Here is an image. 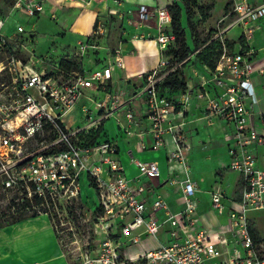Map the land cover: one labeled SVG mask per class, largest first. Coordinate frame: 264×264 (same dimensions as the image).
Here are the masks:
<instances>
[{"label": "built area", "instance_id": "2783aa9c", "mask_svg": "<svg viewBox=\"0 0 264 264\" xmlns=\"http://www.w3.org/2000/svg\"><path fill=\"white\" fill-rule=\"evenodd\" d=\"M45 3L46 0L0 2V53L18 41V34L33 31L17 22L11 35L3 33L7 17L2 14L3 7L7 6L9 15L29 20L44 13ZM231 13L229 24L218 28L208 41L218 43L219 54L213 67L192 65L193 76L198 78L195 88L187 86L175 101L161 96L157 90L161 79L158 71L168 63L163 58L147 75L142 93L148 125L135 131L139 137L152 135L154 149L164 145L165 135H170L174 149L169 154L177 158L188 150L183 126L187 122L184 114L191 104L200 108L202 117L209 122L218 118L231 126V132L225 134L230 158L227 168L240 175L237 193L231 199L219 187L205 191L212 211L227 218L221 231L202 226L195 195L203 191L190 175L184 173L177 181L172 180L177 182L182 199V208L174 211L158 196L147 197L141 182L143 178L159 176L157 163L132 158L138 174L128 177L114 142L102 132L97 133L101 120L110 116L109 108L86 96L83 89L104 87L113 65H122L119 57L99 70L55 74L34 70L14 56L6 65L0 60V75L5 68L16 73L12 89L0 90V188L5 200L10 195V202H21L18 208L49 218V210L77 198L82 175H87L98 199L97 221L113 225V237L108 233L94 248L86 245L76 264H264V238H255L248 222L249 212L264 210V151L257 156L253 150L264 149V108L247 106L252 78L264 75V64L252 58L246 41L230 45L227 38L231 27L241 28L246 37L264 18V3L251 5L249 0H233ZM137 16L141 22L154 20L156 31L152 36L162 54L174 41L167 6H159L156 0H139ZM105 32L104 23L99 21L92 36ZM21 70L27 73L23 75ZM88 102L97 104L104 113L98 111L94 118ZM76 110L83 114V126L75 125ZM177 117L182 120L173 122ZM125 118L127 123H135L131 111ZM123 128L127 134L133 133L129 125ZM147 147L143 140L137 144L140 150ZM165 224L167 243L159 242L135 258L126 255L123 248L127 244L138 243L143 236L158 239Z\"/></svg>", "mask_w": 264, "mask_h": 264}, {"label": "crops", "instance_id": "0c3cea01", "mask_svg": "<svg viewBox=\"0 0 264 264\" xmlns=\"http://www.w3.org/2000/svg\"><path fill=\"white\" fill-rule=\"evenodd\" d=\"M174 1L181 2V0H156V3L159 6H167ZM249 3L256 5L264 3V0H249ZM108 6H111L110 0H46L43 15L50 14V18L56 19L60 26L58 27L59 32L52 34L45 55L53 57L56 55L60 56L63 53L67 54V52L71 53L76 47L87 43L89 36L93 33L94 27L99 21L105 22L108 15L117 18L122 23V31L119 35L120 41L113 42L106 37L107 29L105 28L106 32L101 38L93 36L96 42L94 47L98 50L96 51L98 53L89 56L83 55L84 58L80 57L79 63L75 66L73 63L63 64V67L58 69V72L74 73L99 70L107 64L114 62L115 57H119L122 65H113L111 78L106 80L105 86L98 89L86 88L83 89V93L86 96L92 95L91 97L99 103L104 102V106H107V97L110 90L121 89L125 93H130L132 90L135 93L132 97H126L118 105V110L115 107H107L110 108L111 114L101 121L104 125V132L107 134V138H110L116 145L119 162L124 173L128 177L138 174V168L132 161V158H138L141 161H155L160 170L159 176L151 180L143 178L141 181L145 186L146 196H158L167 201L174 211L182 208V199L177 182L172 183V180L177 181L184 173H187L203 191L195 195L197 199V214L202 221V226L210 230H223L227 218L226 216H217L212 211L209 195L205 191L223 186L224 188H222L228 198L232 199L235 196L231 191L227 190V192L225 189V185L234 181L235 178L238 184L240 180L239 173L227 168L230 158L225 134L232 130L229 124L218 118H212L211 122H209L202 117L201 109L196 107L195 104H191L190 110L184 114V119L187 122L183 126V135L185 143L188 144V150H183L177 158H171L169 154L174 149L170 135H165V144L157 149L153 148V138L149 133L144 134L143 137H139L136 133L126 136L123 133L119 134V132H116L114 136H109L106 120L110 118L117 119V127L120 124L129 125L136 132L146 129L148 125L146 103L144 94L142 93L143 87L139 86V83L158 67L161 61V52L156 41L150 38L156 31L154 20L141 22L138 19L136 9L138 20L137 24H134L133 19L128 20L126 18L123 9ZM234 28L238 29L236 35L234 37L230 36L229 29L227 33L228 40L234 44H237L240 40L242 42L246 41L247 46L252 50V58L259 62V64H264V18L256 22L253 30L246 37L242 35L241 28ZM43 36V39H45L47 34L45 33ZM42 40L40 42L36 39L37 43L47 41V39ZM82 54H85V52ZM67 57L69 60L70 55H67ZM54 67L55 63L50 67L52 71ZM56 67H59V65L56 64ZM189 70L193 74V66H190ZM192 78L186 79L187 86L195 88L198 78L194 76ZM252 84V95L247 98V106L249 108H264V101H261V98L264 97V75H254ZM109 87H113V89H109ZM134 98L139 99L138 103ZM128 101L133 103V105L137 104L134 116L135 123H127L125 118ZM134 101L136 102L134 103ZM100 111L104 112L103 109H100ZM181 120L180 117H177L173 122L178 123ZM141 140L147 143L148 147L146 149H137V144ZM195 145L200 147V149L203 148V156L193 152L192 148ZM205 149H209L210 151L222 150L224 164L218 165L214 162V158H216L214 152L208 153V150L205 151ZM253 150L257 156L264 151L260 147ZM192 166L195 167L194 170ZM221 169H226V171L223 173ZM204 172L213 173L214 184L208 188H204L198 178V174ZM232 172L236 176L230 178L228 174ZM167 227L168 225L165 224L158 239H155L157 244L159 242H168ZM155 247H140L126 255L135 258ZM0 264H67V259L61 251L56 231L50 219L42 214L27 217L1 227Z\"/></svg>", "mask_w": 264, "mask_h": 264}, {"label": "rangeland", "instance_id": "374dc122", "mask_svg": "<svg viewBox=\"0 0 264 264\" xmlns=\"http://www.w3.org/2000/svg\"><path fill=\"white\" fill-rule=\"evenodd\" d=\"M110 1L111 6L108 7L123 9V13L124 15H126V18L128 20L133 19V23L137 24L136 22L138 19L136 16V9L139 0ZM0 2L3 3L4 0H0ZM180 5L182 7L181 25L184 29L185 42L190 49L194 48L195 43L197 44L207 39V37H209V35H212L218 28L227 26V24H229V22L233 19V13H231L233 0H189L184 3H182L181 0ZM2 14L7 16L4 19V25L2 27V32L7 35H11L14 32V28L17 22L23 23L25 25V28L27 29L33 28L32 32H22L18 34V41L16 43L11 42L10 48L0 53V60L3 61L4 65L8 63V59L10 58V56H14L23 64H28L34 70L55 74L58 73V69L63 67V64L73 63L75 66L79 63L80 57H82L83 59L84 56H89L98 53L96 52L98 50H96V48L94 47L96 43L94 37H89L86 44L76 47L73 51H71V53L67 52V54L63 53L60 54V56L56 55L53 57L51 55L46 56L45 54L48 50V45L50 44L52 34L59 32L58 27L60 25L56 19H51L50 14H41L39 17H37V19L30 18L29 20L20 15H9L10 13L7 6L3 7ZM103 23L105 25V28L107 29L106 37L111 39V41L113 42L120 41L119 35L122 31V23H120L117 18L111 15H108L105 22ZM231 28L229 33L230 36L234 37L238 29L234 27ZM45 33L47 34V36L45 37L47 41L40 43V40L43 39V35ZM145 38H147V36H145ZM150 38L153 37L151 36ZM36 39L40 42L37 43ZM176 48L177 47L174 44L167 46L163 50L161 58H163L164 60H171L173 56V50ZM83 52H85V54H82ZM195 53L196 51H193L192 53L190 52V55L188 57L190 59H193ZM67 55H70L69 60ZM193 61L196 62V59H193ZM54 63L55 67L52 71L50 67H52ZM56 64H58L59 67H56ZM180 69L183 72V77L185 80L193 79V74H191L189 70L188 63L183 64ZM22 70L21 73L23 75L27 73V71L25 72ZM172 70L173 66L166 65L164 67H161L158 71L159 76H161V79L159 80L158 84V90L160 92H163V88L161 86L163 79ZM15 74L16 73L14 71L11 72L7 68L2 71V74L0 75V90L12 89V76H14ZM145 84L146 78L144 77L141 83H139V86L144 87ZM111 88L113 89V87H109V89ZM134 95L135 93H133L132 90L130 93H125L121 89H114V91L110 90L109 95L107 97V107H115L117 109L118 105L126 97H132ZM134 100H136L138 103L139 99L134 98ZM130 101L127 102L128 107L125 111H131L135 116L137 104L135 103L136 101H134L135 104L133 105V103H131ZM86 104L88 108L92 110L94 118L98 116V111L100 114L104 113L99 110V106L97 104L91 102H88ZM108 112L111 114L110 108L108 109ZM73 114H75L76 119L75 125L83 126V124L86 122L85 120H83V114H81L83 118H81V115L78 110L74 111ZM107 120V129L109 130L108 134L110 137L114 136L116 132H119V134L123 133L126 136H131L136 133L133 129L128 128V130L133 131V133L127 134L125 128H123V126L127 128V125L125 124H118L119 126L117 127V119L115 120L114 118H110L108 121ZM100 126L103 135L107 137V134H105L104 132V125L102 124V122ZM181 145L182 144L180 143V146ZM209 149H205V151L208 150V153L214 152L216 157L214 158V162H216L218 165H223L225 161L223 160L224 157L222 156V150L210 151ZM192 150L196 154H201L202 156L204 155L203 148L200 149V147H197L196 145L193 146ZM194 168L195 167L192 166L193 170ZM225 171L226 169H221V172L224 173ZM228 175L230 176V178L236 176V174L233 172L229 173ZM198 178L200 180V184L204 186V188H208L210 185L214 184L212 172L199 173ZM88 182L89 180L87 178V175H82V178L80 180V194L77 196V198L66 203H62L58 209L48 211L49 219L52 222L53 227L56 231L61 251L65 255L68 264L77 263V261L79 260V253L86 247V245L89 244L90 248H94L95 245L99 243V241H101L104 237L108 235V233L109 235H111L109 237H113L114 235L113 225L108 222L100 223L96 219L97 213H99L97 212L98 199L96 196L95 189L89 186ZM222 187L223 186L219 188L223 189L224 187ZM225 189L226 191L228 190L231 191L233 194H236L238 189L237 179L235 178L234 181L225 185ZM10 201V195L6 201L5 193H3L0 188V211L3 214H6V216L14 210L20 209L18 208V206H21L19 205L21 204L19 200H16L15 202ZM21 211L26 212L22 209ZM26 214L29 215L30 213L26 212ZM248 222L252 233L254 234V236H256L255 238H264V210L249 212ZM117 233L120 235L119 229H117ZM148 238L149 237L147 236H143V239L140 242L135 244H127L123 248L124 252L128 254L132 250L138 249L140 247L158 246L154 238ZM132 264L136 263L134 262Z\"/></svg>", "mask_w": 264, "mask_h": 264}, {"label": "trees", "instance_id": "16d2710c", "mask_svg": "<svg viewBox=\"0 0 264 264\" xmlns=\"http://www.w3.org/2000/svg\"><path fill=\"white\" fill-rule=\"evenodd\" d=\"M189 0H182V3L187 2ZM167 8L171 15V26L170 30L174 35V41L171 44H174L177 48L173 50V56L171 60H167V65L173 66L176 63L182 62L181 66L173 69L169 72L165 78L163 79L161 86L163 88V92L159 91L160 95L166 97L169 101L175 100L177 95L184 91L187 88V82L183 77V72L181 71V67L183 64L188 63L189 67L192 65L196 66H206L208 68H212L215 60L219 54L218 51V43L215 41H209L211 35L207 37L204 41L200 43H195L194 48L190 49L185 42V34L184 29L181 25V12L182 7L180 3L174 1L167 5ZM96 26V25H95ZM89 37H93L92 34ZM99 35L97 38H101ZM228 43L232 45L233 43L228 40ZM170 44V45H171ZM168 45V46H170ZM196 51L193 59H196V62L193 59H190L188 56L190 52ZM159 84V83H158ZM101 126L98 128L97 133H101ZM89 180V178H88ZM89 186L93 187L92 183L89 180ZM97 212H100V209L97 208ZM36 214L27 215L26 212L21 211V209H16L13 212L9 213L7 216L0 211V228L15 223L17 221L23 220L27 217H33ZM5 218V219H4Z\"/></svg>", "mask_w": 264, "mask_h": 264}]
</instances>
